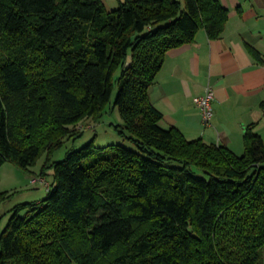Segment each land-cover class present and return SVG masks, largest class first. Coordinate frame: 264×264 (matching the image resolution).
<instances>
[{
  "label": "trees",
  "instance_id": "16d2710c",
  "mask_svg": "<svg viewBox=\"0 0 264 264\" xmlns=\"http://www.w3.org/2000/svg\"><path fill=\"white\" fill-rule=\"evenodd\" d=\"M227 18L218 0H0V166L53 168L0 232V264H264L261 137L247 126L241 154L187 139L148 98L167 50ZM115 82L132 147L90 140L50 161Z\"/></svg>",
  "mask_w": 264,
  "mask_h": 264
},
{
  "label": "crops",
  "instance_id": "0c3cea01",
  "mask_svg": "<svg viewBox=\"0 0 264 264\" xmlns=\"http://www.w3.org/2000/svg\"><path fill=\"white\" fill-rule=\"evenodd\" d=\"M119 1L102 0L107 10ZM218 1L228 10L222 34L210 39L199 30L193 42L167 50L148 98L162 126L241 154L249 125L264 143V0ZM207 86L213 91L209 125L194 103Z\"/></svg>",
  "mask_w": 264,
  "mask_h": 264
},
{
  "label": "rangeland",
  "instance_id": "374dc122",
  "mask_svg": "<svg viewBox=\"0 0 264 264\" xmlns=\"http://www.w3.org/2000/svg\"><path fill=\"white\" fill-rule=\"evenodd\" d=\"M119 74L120 71L117 70L114 77L116 78ZM117 90L118 86L115 82L111 98L103 110L95 118L89 117L76 123L73 128L81 134L77 137L65 138L63 143L49 155L50 161L62 160L68 150L78 149L90 140H93L94 144L100 147L109 144H122L132 147L114 128L123 123L118 107L114 103ZM47 156V154H42L36 163L26 170L17 167L12 162H5L0 166V194L5 195V198L0 202V232L6 226L14 207L23 203H37L46 196V187L39 182L32 184L30 179L44 177L48 185L53 181L52 166L44 167ZM42 170L44 175H40Z\"/></svg>",
  "mask_w": 264,
  "mask_h": 264
},
{
  "label": "built area",
  "instance_id": "2783aa9c",
  "mask_svg": "<svg viewBox=\"0 0 264 264\" xmlns=\"http://www.w3.org/2000/svg\"><path fill=\"white\" fill-rule=\"evenodd\" d=\"M212 100H213V91L211 87L207 86L205 91L202 95L196 97L194 99L195 105L199 108L202 121L205 125L210 124V120L213 116V107H212ZM42 183L46 188L49 187L47 184V180L44 177H33L30 179V183Z\"/></svg>",
  "mask_w": 264,
  "mask_h": 264
}]
</instances>
